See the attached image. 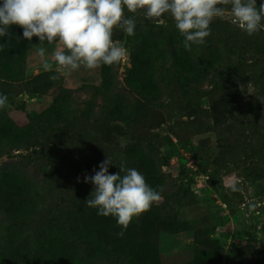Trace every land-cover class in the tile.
<instances>
[{"label": "rangeland", "instance_id": "obj_1", "mask_svg": "<svg viewBox=\"0 0 264 264\" xmlns=\"http://www.w3.org/2000/svg\"><path fill=\"white\" fill-rule=\"evenodd\" d=\"M261 2L257 0V5ZM162 19L166 26L154 20L150 21V26L152 38L159 28L175 30L169 38L153 44L159 51H164L168 58L166 71L196 80L209 67L224 72L239 61L237 53L217 42L200 45L204 46L203 54H197L199 45L191 46L190 51L185 50L182 46L184 37L179 34L175 22L169 26ZM213 20H226L236 25L232 23L228 9H225L223 17ZM8 31L10 37H0V57H3L0 61V94L8 97L7 106L0 109V143L8 137L16 142L24 141L26 134L23 133V127L29 118L50 107H54V111L41 123L46 127H54L63 122L62 92L56 95L53 92L12 93L9 77L13 70L6 66L9 58L24 62V78L38 79L33 82L34 88L47 85H51L49 88L60 86L68 90H80L84 86L99 88L103 84V68L107 66L102 65L94 70L81 67L52 80L49 77L56 74L57 66L54 64L52 72H45L42 62L44 59L52 62L54 51L62 46L58 42L26 44L23 29L17 25H12ZM136 40L124 32L122 40L114 41L127 50L126 58L113 64L116 66L119 86L133 92H143L155 100L158 90H149L141 81V78L147 79L149 75L137 71L130 62L131 47L150 46V39L147 45ZM40 47L46 49L44 58L38 55ZM44 74L47 77H41ZM207 90L209 86L202 91ZM259 98V84L249 78L241 87L221 91L214 100L202 97L182 101L171 118L154 129L153 132L158 136L155 143L158 154L152 160L144 154L142 146L124 136L117 105L103 102L94 93L78 94L81 108L88 103L105 108L112 125L109 134L114 135L123 148V154L117 160L130 159L146 182L160 195L168 190L170 196L181 199V202L173 203L177 219L172 223V227H178L181 231L172 234L158 227L160 220L153 213V205L149 211L136 218L135 226L142 229L137 231L127 228L129 235L124 232L126 237L116 235L121 229L114 217L102 216L100 219L109 226L105 234L113 236L108 251L114 257L115 264H264V130H261V135L254 131ZM164 106L165 103L161 110ZM45 149L56 151L51 146ZM31 152L32 149L17 148L8 158L17 160ZM8 158H0V164ZM40 175L46 179L52 175V170L44 168ZM233 183L236 191L230 187ZM10 190V195L0 190V205L5 204L8 211L13 208L18 212L23 206L19 203L22 201L14 189ZM25 209L29 210L30 206H25ZM151 229L155 231L154 238ZM100 231L88 235H94V240L98 236L103 238ZM54 240L47 247H37L36 254H26L21 250L18 253H0V264H68L67 253L73 254L74 250L66 246L59 236ZM142 259L144 261H140Z\"/></svg>", "mask_w": 264, "mask_h": 264}, {"label": "trees", "instance_id": "obj_2", "mask_svg": "<svg viewBox=\"0 0 264 264\" xmlns=\"http://www.w3.org/2000/svg\"><path fill=\"white\" fill-rule=\"evenodd\" d=\"M223 7L230 10L231 6ZM257 8H259L258 5ZM124 15L125 18L135 20L133 38L146 45L150 39V46L131 47L130 62L137 71H143L144 74L149 75L147 79L141 78V81L149 90H158L155 100L143 92H133L120 87L115 65L104 66L101 87L84 86L80 90H68L60 86L49 88L51 85L34 88L33 82L38 79L24 78V62L13 58L6 61V66L13 70L9 78L14 95L63 93L60 97L63 122L54 127H46L41 123L54 111V107H50L41 114L29 118L23 127V133L26 134L24 141L16 142L8 137L0 143V158L4 156L8 158L17 148L32 149L30 155L17 160L8 158L0 164L1 192L10 195V189H14L18 199L22 201L19 203L23 205L18 212H15L13 208L12 211H8L5 204L0 205V253L5 251L18 253L21 250L20 252L24 251L26 254H36L37 247H47L59 236L66 246L74 250L73 254L66 252V263L115 264L114 257L110 256L108 251L113 236L105 234L109 230L107 222L100 219L102 216L97 215V209L89 208L84 203L86 199L92 198L90 194L94 190V185L90 181L85 183L84 177L94 175L95 171L99 170V164L107 156L111 157L114 163L109 166L108 172L118 173L121 161L117 158L123 154V148L116 137L109 134L112 125L105 114V108L94 103H88L81 108L78 94L94 93L103 102L117 105L124 136L136 145L142 146L144 154L152 160L158 154L155 147L158 136L153 132L154 129L164 120L170 119L182 101L202 97L214 100L221 91L241 87L249 78L257 81L260 88L254 131L261 135V130H264V124H262L264 29L248 36L237 25L226 20H213L210 24L211 34L204 44L220 43L222 47L237 53L239 61L224 72L209 67L202 71L200 78L195 80L179 73L166 71L165 64L168 58L165 52L153 46L159 40L169 38L175 30L166 29L165 31L159 28L158 31H164L161 33L155 31L152 38L150 20L144 17L143 12L130 13L125 8ZM162 18L169 26L174 22L170 14H164ZM261 24L264 25V20ZM123 37L122 29H114L113 41H120ZM35 42L40 43L38 37L33 36L31 41L26 40L25 43ZM43 44H47V41ZM203 47L199 45L197 54L204 53ZM2 58L0 57V61ZM41 77L47 76L44 74ZM207 86L209 90L203 92L202 90ZM163 103L165 106L161 110ZM46 146H51L56 151H48L45 149ZM123 161L126 167L135 168L130 159ZM47 167L52 170V175L45 179L40 172ZM123 175L124 173H121V176ZM6 186L10 189H5ZM161 197L160 201L152 206L153 213L160 220L158 227L170 234L181 231L178 227H172V223L177 219V211L175 212L173 203L181 202V199L170 196L168 190H164ZM25 206H30V209H25ZM106 218H112V216L109 215ZM91 219L95 221V224H92ZM135 222L136 218L132 220L128 228L137 231L142 229L135 226ZM97 230H101L103 238L98 236L94 240L95 236L88 233H96ZM150 231L154 238L155 231L153 229ZM125 232L129 235L128 231ZM123 236L126 237L125 234ZM63 242L60 244L63 245Z\"/></svg>", "mask_w": 264, "mask_h": 264}, {"label": "clouds", "instance_id": "obj_3", "mask_svg": "<svg viewBox=\"0 0 264 264\" xmlns=\"http://www.w3.org/2000/svg\"><path fill=\"white\" fill-rule=\"evenodd\" d=\"M230 5L232 23L248 36L264 29V0L257 8V0H2L0 3V37L9 36V27L23 29V38L31 41L38 37L40 43H59L62 47L53 53L52 62L44 59L42 68L56 74L52 80L81 67L94 70L102 65L111 66L124 60L127 50L112 39L114 29H122L128 36L135 34V20L125 18V8L130 13L143 12L150 21L164 25L162 17L170 14L179 34L184 37L182 46L191 50L193 44L202 45L211 34L210 24L223 17ZM46 49L40 47L38 55L44 58ZM8 97L0 94V109L7 106ZM114 165L108 157L99 164L94 175L85 176L84 182L94 185L91 199L84 201L97 215H111L120 226L117 236L124 232L134 218L150 210L160 201V193L152 188L135 168L126 167L122 160L119 172L110 174ZM121 173H124L121 176ZM79 180V177L77 178ZM236 191V185H230Z\"/></svg>", "mask_w": 264, "mask_h": 264}]
</instances>
